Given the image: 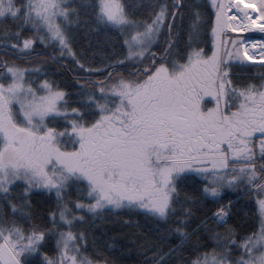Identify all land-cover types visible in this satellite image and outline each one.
<instances>
[{"label":"rangeland","instance_id":"obj_1","mask_svg":"<svg viewBox=\"0 0 264 264\" xmlns=\"http://www.w3.org/2000/svg\"><path fill=\"white\" fill-rule=\"evenodd\" d=\"M208 1L215 12L213 55L206 59L200 51L193 50L182 63L162 61L157 64L155 56L160 54L162 46L166 47L161 37L166 14L163 12L150 25L138 26L124 16L120 0H100L102 18L126 37L127 58L140 66L146 64V68L142 69L145 74L140 76L118 74L119 77L103 85L102 93L112 99L95 102L98 116L93 125L85 124L76 115L69 117L66 131L62 133L46 129V119L63 114L59 105L65 93L49 84H43L39 93L24 82V69L8 67L12 81L9 84L0 82V95L16 105L25 119L21 126L25 129L22 137L33 139L30 155L22 152L17 139L3 142L0 191L24 184L27 190L22 193L27 195L47 192V189L60 194L62 189L78 184L76 181L80 179L85 187L81 190L94 201L88 206L77 203L78 209L87 206L94 211L134 205L165 216L178 174H213L228 169L225 185L243 182L252 186L258 177L251 165L256 156L252 142L254 137L264 133V95L244 92L241 106L226 115L221 105L226 101L225 89L219 83L226 72L225 60L230 59L235 49H241L250 62H264V47L251 48L254 42L264 41V30L234 31L230 28L229 0ZM28 3L32 11L42 12L49 36L63 39V21L58 22L67 17L64 12L67 1L28 0ZM18 13L14 0H0V18ZM256 14L264 17V0H258ZM228 32L255 35L239 40ZM5 74L3 72L2 76ZM205 101L213 105L207 111L203 110ZM154 114L162 117L157 119ZM13 119L18 122L16 115ZM138 121L146 126L142 132L134 127ZM151 122L159 123L154 132L150 130ZM124 131H127L125 135ZM116 133L121 137H118L121 144L128 141L126 154L124 148L114 147L112 136ZM172 135L175 138L170 142L167 139ZM37 145L42 146L40 154H37ZM263 148V141H259L258 151ZM228 161L232 164L229 168ZM254 193L261 212L258 232L243 242L242 254L234 260H217L216 264H264V182L255 187ZM9 207L11 212L15 211L14 203ZM224 213L227 211L219 215ZM75 217L62 202L52 219L60 227L56 232L58 253L46 259L48 264H88L76 253L78 244L70 230ZM39 238L37 234H24L17 225L0 222V264H22L24 255L36 254L33 245ZM211 260L204 263L211 264Z\"/></svg>","mask_w":264,"mask_h":264},{"label":"trees","instance_id":"obj_2","mask_svg":"<svg viewBox=\"0 0 264 264\" xmlns=\"http://www.w3.org/2000/svg\"><path fill=\"white\" fill-rule=\"evenodd\" d=\"M66 1L64 12L67 17L58 22L63 21V39L49 36L42 12L32 11L28 0H14L19 13L0 18V82L9 84L12 77L7 72L8 67H19L25 71L24 82L37 92H42L43 84L63 91L65 97L59 105L63 114L46 119V129L57 133L66 131L70 116L77 115L85 124L93 125L98 116L95 102L112 99L102 93L103 85L119 77L118 74L140 76L145 74L146 68V64L140 66L127 58L126 37L102 18L100 0ZM120 1L124 16L138 26L150 25L163 12L166 14L161 33L166 47L162 46L160 50L164 51L155 56L156 59L159 57L157 64L162 61L182 63L193 50L200 51L206 59L213 55L215 12L208 0ZM227 34L239 40L255 35ZM146 62L150 68L149 60ZM224 68L226 72L219 85L225 89L226 101L221 105L226 115L241 106L244 92L264 95V62H250L241 49H235L230 59L225 60ZM3 72L5 76H2ZM212 107L211 102L205 101L203 110ZM12 114L16 115L17 123ZM158 114L154 117H162ZM22 124L25 119L17 106L0 95V153L3 142L8 139H17L24 154L32 153L33 138L22 137L25 131ZM143 125L144 122L141 125L138 121L134 127L140 130L137 132H142L146 129ZM158 128L159 123L151 122V132ZM126 132L122 133L125 135ZM112 137L115 149L124 148L126 154L129 147H125V143L128 141L121 144L119 133ZM173 138L172 135L166 139L171 142ZM253 139L256 156L251 165L258 177L252 186L243 182L225 185L228 169L213 174H178L165 216L134 205L91 211L87 206L94 199L81 190L84 185L78 179V184L62 189L60 194L47 189V192L27 195L22 193L27 190L24 184L0 191V222L17 225L26 235H39V241L33 245L36 254L24 255L22 264H48L46 259L57 255L56 232L60 227L52 219L62 202L69 206L71 214L76 215L70 230L78 244V258L88 264H206L204 262L211 259V264H216L217 260H234L242 254L243 242L258 232L261 223L254 189L264 182V150L257 149L259 141L264 143V133ZM41 145L36 146L37 154L43 151ZM230 165L228 161V168ZM11 203H14V212L10 211ZM77 203L87 206L78 209ZM221 211L227 213L219 215Z\"/></svg>","mask_w":264,"mask_h":264},{"label":"bare ground","instance_id":"obj_3","mask_svg":"<svg viewBox=\"0 0 264 264\" xmlns=\"http://www.w3.org/2000/svg\"><path fill=\"white\" fill-rule=\"evenodd\" d=\"M257 2L258 0H229L230 28L241 33L264 30V17L256 14ZM254 45L251 46L252 49H261L264 41H256Z\"/></svg>","mask_w":264,"mask_h":264},{"label":"water","instance_id":"obj_4","mask_svg":"<svg viewBox=\"0 0 264 264\" xmlns=\"http://www.w3.org/2000/svg\"><path fill=\"white\" fill-rule=\"evenodd\" d=\"M174 16L172 17L170 23H169V28H168V32H170L171 26H172V22H173ZM257 39V38H256ZM2 67H5V64H2Z\"/></svg>","mask_w":264,"mask_h":264},{"label":"built area","instance_id":"obj_5","mask_svg":"<svg viewBox=\"0 0 264 264\" xmlns=\"http://www.w3.org/2000/svg\"><path fill=\"white\" fill-rule=\"evenodd\" d=\"M225 222V219L223 220V223Z\"/></svg>","mask_w":264,"mask_h":264},{"label":"flooded vegetation","instance_id":"obj_6","mask_svg":"<svg viewBox=\"0 0 264 264\" xmlns=\"http://www.w3.org/2000/svg\"><path fill=\"white\" fill-rule=\"evenodd\" d=\"M157 59H159V57Z\"/></svg>","mask_w":264,"mask_h":264}]
</instances>
